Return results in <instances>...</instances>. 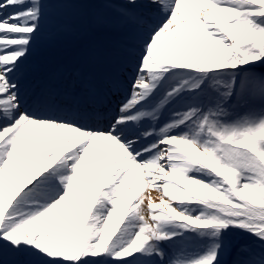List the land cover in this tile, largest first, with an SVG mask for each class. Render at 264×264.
<instances>
[{"label": "snow or ice", "instance_id": "obj_1", "mask_svg": "<svg viewBox=\"0 0 264 264\" xmlns=\"http://www.w3.org/2000/svg\"><path fill=\"white\" fill-rule=\"evenodd\" d=\"M0 264H264V0H0Z\"/></svg>", "mask_w": 264, "mask_h": 264}, {"label": "bare ground", "instance_id": "obj_2", "mask_svg": "<svg viewBox=\"0 0 264 264\" xmlns=\"http://www.w3.org/2000/svg\"><path fill=\"white\" fill-rule=\"evenodd\" d=\"M97 13L100 15L98 16L99 18L104 16L105 11L102 9H81L75 16L69 18L66 29L63 32L52 35L46 31L42 34L34 46L29 65L34 69H45L58 65H72L79 55L87 49L111 48L110 45L104 43L97 45L95 36L93 34L90 35L91 32H94L93 22ZM110 19L107 15L109 24ZM108 31V40H112L116 44L121 39V35L118 34L120 31L117 29L114 30V27ZM82 70L87 71L88 69ZM141 194L150 196L155 202H158L159 193L149 186H145L137 195L139 196Z\"/></svg>", "mask_w": 264, "mask_h": 264}, {"label": "rangeland", "instance_id": "obj_3", "mask_svg": "<svg viewBox=\"0 0 264 264\" xmlns=\"http://www.w3.org/2000/svg\"><path fill=\"white\" fill-rule=\"evenodd\" d=\"M98 16L100 15H98L97 13L96 18L94 19V22H93L94 32H91L90 35L92 34L95 35V38L100 39L102 43L113 47V45H115V42L112 40H108V37H109L108 30H112L113 27L107 21V13L105 12L103 17L98 18ZM114 30H116V28H114ZM118 34L121 35V33H118Z\"/></svg>", "mask_w": 264, "mask_h": 264}]
</instances>
